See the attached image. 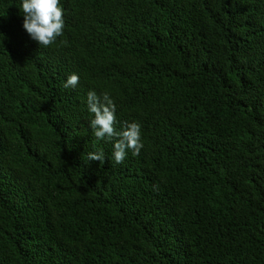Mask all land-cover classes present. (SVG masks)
<instances>
[{"label":"trees","instance_id":"trees-1","mask_svg":"<svg viewBox=\"0 0 264 264\" xmlns=\"http://www.w3.org/2000/svg\"><path fill=\"white\" fill-rule=\"evenodd\" d=\"M21 2L0 0V264H264V0H60L47 48ZM90 90L139 155L93 135Z\"/></svg>","mask_w":264,"mask_h":264},{"label":"clouds","instance_id":"clouds-1","mask_svg":"<svg viewBox=\"0 0 264 264\" xmlns=\"http://www.w3.org/2000/svg\"><path fill=\"white\" fill-rule=\"evenodd\" d=\"M14 16L19 21H23L24 31L39 47L47 48L63 35L64 9L60 0H22ZM78 83L79 76L73 73L67 77L64 88H75ZM95 91L90 90L87 93V108L90 113L94 114L89 127L98 140L111 141L116 138L112 158L116 164H122L128 150L136 156L143 147L140 125L135 122L125 124L121 131H117L115 112L118 111V106H115L109 93L103 92L98 96ZM88 161H99L103 164L104 153L102 151L89 152Z\"/></svg>","mask_w":264,"mask_h":264}]
</instances>
